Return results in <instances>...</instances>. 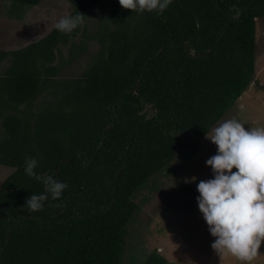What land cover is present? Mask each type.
<instances>
[{"label":"trees","instance_id":"trees-1","mask_svg":"<svg viewBox=\"0 0 264 264\" xmlns=\"http://www.w3.org/2000/svg\"><path fill=\"white\" fill-rule=\"evenodd\" d=\"M2 1L20 5L21 19L41 0ZM67 1L65 16H86L85 0ZM263 16L264 0H172L162 15L110 0L98 48L80 76L66 79H51L52 61L59 46L68 45V55L78 47L70 40L79 27L65 35L54 25L33 42L0 50V61L8 58L0 111L26 106L0 120V165L11 168L0 181V264H121L133 194L174 156V132L201 139L251 82L254 19ZM44 89L49 99L31 112ZM25 157L38 160L37 173L68 184L39 212L26 199L44 185L25 174ZM140 264L178 263L151 250Z\"/></svg>","mask_w":264,"mask_h":264},{"label":"rangeland","instance_id":"rangeland-1","mask_svg":"<svg viewBox=\"0 0 264 264\" xmlns=\"http://www.w3.org/2000/svg\"><path fill=\"white\" fill-rule=\"evenodd\" d=\"M85 1L87 11L84 24L70 40L78 47L71 55H68V45L58 47L60 53L52 61L56 66L52 80L80 76L90 56L98 48V35L95 34L110 0ZM18 7L20 5L16 4L10 8L8 2L0 0L1 51L17 49L35 41L71 10L67 0H41L19 19L16 17ZM7 64L8 58L2 59L0 71ZM46 90H41L30 102L28 109L31 112L49 99ZM25 108L23 104L14 110L4 108L0 111V120L4 114L16 112L18 109L25 111ZM147 115H150V111ZM233 118L243 123L245 128L264 127V16L254 19L252 80L218 122ZM1 134L0 125V137ZM206 134L197 139L184 131L174 132L173 135L179 142L174 156L133 194L132 200L137 209L125 225L121 264H140L151 250L178 264H236L231 259L220 260L211 249L214 238L198 209L197 184L213 178L206 161L217 151L216 146L206 138ZM10 171V167L0 165V181ZM193 177L196 178L195 182H191ZM180 183L186 185L193 194H184L179 187ZM260 252L264 253V245ZM254 264H264V254Z\"/></svg>","mask_w":264,"mask_h":264},{"label":"clouds","instance_id":"clouds-1","mask_svg":"<svg viewBox=\"0 0 264 264\" xmlns=\"http://www.w3.org/2000/svg\"><path fill=\"white\" fill-rule=\"evenodd\" d=\"M122 9L162 15L172 0H118ZM85 16L61 17L55 24L58 32L70 35L83 26ZM206 138L216 146V154L206 161L213 178L197 184V204L214 238L211 249L220 260L236 264H254L264 253V127L245 128L237 119L218 122ZM38 160L25 157L24 172L44 185L41 194L26 199L32 212L42 211L49 199L59 200L68 184L51 175L35 171ZM235 169V171H233ZM195 177L191 182H195Z\"/></svg>","mask_w":264,"mask_h":264},{"label":"water","instance_id":"water-1","mask_svg":"<svg viewBox=\"0 0 264 264\" xmlns=\"http://www.w3.org/2000/svg\"><path fill=\"white\" fill-rule=\"evenodd\" d=\"M231 20H232V16H231V15H228V21L230 22ZM225 28H226V24L223 25V26L221 27V29L218 31V34H217V36H216L214 42L211 44V48H213V47L216 45V43L218 42V40H219L220 36L222 35L223 31L225 30ZM169 41H170V39H169ZM192 55H193V54H192ZM149 60H150V57L146 59L144 65H143V67H142L141 74H143V72H144V70H145V67H146V65H147V63H148ZM105 129H106V128H104V130H105ZM100 140L102 141V140H103V137H101ZM93 155H94V154H92L90 158H92Z\"/></svg>","mask_w":264,"mask_h":264}]
</instances>
